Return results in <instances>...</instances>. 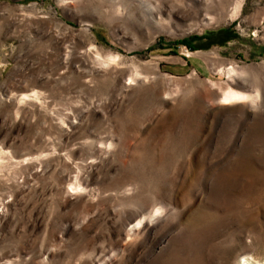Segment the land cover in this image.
<instances>
[{
	"label": "rangeland",
	"instance_id": "rangeland-1",
	"mask_svg": "<svg viewBox=\"0 0 264 264\" xmlns=\"http://www.w3.org/2000/svg\"><path fill=\"white\" fill-rule=\"evenodd\" d=\"M244 258L264 264V0H0V264Z\"/></svg>",
	"mask_w": 264,
	"mask_h": 264
},
{
	"label": "bare ground",
	"instance_id": "bare-ground-1",
	"mask_svg": "<svg viewBox=\"0 0 264 264\" xmlns=\"http://www.w3.org/2000/svg\"><path fill=\"white\" fill-rule=\"evenodd\" d=\"M244 98H246L244 93H242L240 91H236V90H231L225 94L223 100H224V103L230 104L233 102L241 101ZM243 263L244 264H251L252 262L250 261V258H244Z\"/></svg>",
	"mask_w": 264,
	"mask_h": 264
},
{
	"label": "trees",
	"instance_id": "trees-1",
	"mask_svg": "<svg viewBox=\"0 0 264 264\" xmlns=\"http://www.w3.org/2000/svg\"><path fill=\"white\" fill-rule=\"evenodd\" d=\"M232 37H237V34H233ZM199 39H209V37L204 36V35H196L194 40H199ZM102 40H103L106 44L108 43V41H107L106 38H102ZM180 44L186 45V46H188V47H189L190 49H192V50H195V49H196V48H194L190 43H187L186 41H182V42H180ZM167 48H170V49H176L177 47H167ZM171 52L177 54V53H176L175 51H173V50H172Z\"/></svg>",
	"mask_w": 264,
	"mask_h": 264
},
{
	"label": "water",
	"instance_id": "water-1",
	"mask_svg": "<svg viewBox=\"0 0 264 264\" xmlns=\"http://www.w3.org/2000/svg\"><path fill=\"white\" fill-rule=\"evenodd\" d=\"M242 264H244V263L242 262Z\"/></svg>",
	"mask_w": 264,
	"mask_h": 264
}]
</instances>
